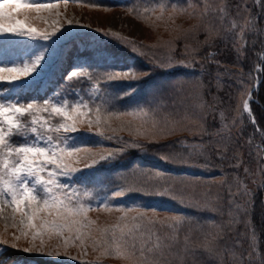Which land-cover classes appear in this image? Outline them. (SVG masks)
<instances>
[{
	"label": "snow or ice",
	"instance_id": "1",
	"mask_svg": "<svg viewBox=\"0 0 264 264\" xmlns=\"http://www.w3.org/2000/svg\"><path fill=\"white\" fill-rule=\"evenodd\" d=\"M60 2L67 7L69 2L82 0H0V87L7 86L3 87L6 95H0V219L5 222L0 246L52 258L53 264H66L56 259L61 256L76 260L69 249L88 246L99 253L96 264L103 258L120 264H264L260 247L264 199L259 201V230L254 220L257 195L264 192V127L259 126L264 110L259 118L253 111L252 73H247L245 81L243 72L249 48L255 50L259 44L264 50V0H205L199 12L197 4L179 7L174 0H149L142 10L129 8L138 19L171 24L176 32L172 40L163 42L168 49L164 58L150 51L152 45L133 43L131 51L152 70H183V74L154 85L128 105L120 101L136 89L115 95L108 85L139 82L150 71L71 63L70 70L61 71L56 89L39 94L49 70L63 68L64 54L61 45H49L29 55V45L53 42L66 30L53 26L51 31H38L17 17L26 12H51ZM82 6L107 9L96 2ZM183 15L197 23L190 29L181 28L175 20ZM220 44L231 48V67L239 68V73L228 71L229 66L217 59ZM232 80L248 85L237 88L242 109L239 104L233 108L231 92L226 102L220 96L224 88L236 87ZM85 81L92 85L89 95L84 94ZM29 90L37 94L23 95ZM224 103L227 107L221 110ZM226 112L236 113L231 124ZM120 132H127L131 139L125 140ZM185 132L194 136V143H165ZM257 133L260 143L253 151L251 141ZM93 136L116 146L101 144L94 151L88 143ZM178 144L184 148L177 149ZM133 152L151 153L164 163L205 172L218 168L219 174L173 177L157 167L130 164L119 172L118 182L105 184L104 172ZM249 179L255 187L246 183ZM99 193L103 195L96 199ZM132 194L167 198L181 208L209 212L220 220L170 212L143 202L123 203ZM91 211L119 215L112 224L98 225L89 219ZM9 222L15 229L11 236ZM80 264L87 262L81 260Z\"/></svg>",
	"mask_w": 264,
	"mask_h": 264
},
{
	"label": "rangeland",
	"instance_id": "2",
	"mask_svg": "<svg viewBox=\"0 0 264 264\" xmlns=\"http://www.w3.org/2000/svg\"><path fill=\"white\" fill-rule=\"evenodd\" d=\"M119 2L116 3L117 6L115 7H107L105 8H90V7H84L82 6L83 3L88 2H96L98 3V0H82V3L77 2H69L67 4V7H65V4L63 2L58 3V6L56 9H53L51 12H41V13H35V12H26L23 14H20L17 18L21 20L27 21V24L31 27H35L38 31H44L48 30L51 31L53 26L56 27H62V30H66L65 34L62 35L60 33L57 34V37L53 38V42H43V41H33L29 45V55L38 54L39 51L43 50L44 47L49 45H61V50L64 54V66L62 69H57L55 66L52 67V69L49 70L48 74L46 75L45 79L42 81L44 84V88L40 91V95H43L45 91H51L53 89H56L58 87L57 81L60 79L61 71L66 73L68 70H70L71 63H91L95 66H99L101 68H107L111 70H127L129 67L137 69L140 65V62L135 60L133 61L132 58L129 55H133L134 53L131 51V46L133 43L136 45H145V46H155L150 49L151 52H153L157 57L164 58L168 55V49L163 46L164 39L168 35H174L176 34L175 31H172V25L171 24H165L164 22H155L151 19H138L135 12L129 13V8L134 9H140L142 10L144 5L149 0H135V3H138V7L133 6V2L129 0H118ZM129 1V2H128ZM139 1H141L139 3ZM38 2H49V0H38ZM52 2H55V0H52ZM155 2L159 3L161 0H155ZM164 2H167V0H164ZM178 4L179 7H187L188 3H193L199 5V7L196 9L198 12L203 10V4L205 0H174ZM216 3L222 2V0H214ZM189 11H192V9H189ZM59 12V15L56 13ZM182 18L180 21L179 19ZM184 19V21H183ZM72 21V25L68 24V21ZM197 20L190 18L188 15L178 16L175 20V24L187 28L189 24H196ZM264 23V21H262ZM82 25V27H81ZM109 33L108 36L102 35V33ZM70 33V36L68 34ZM111 33H116L119 37H123V40H118L115 37L111 35ZM68 36V39L66 37ZM113 42V48L116 47L118 50H120V55L122 53V50L125 51L128 56L122 57L117 56V58H113L114 55H112L111 48L109 47L111 42ZM125 41L127 43H125ZM107 46V49H106ZM251 47L249 48L247 52V59L243 63V72H244V80H248L247 73L250 71L248 70V55L250 52ZM252 55V54H251ZM77 56H82L85 59H81L77 61L75 58ZM261 63L264 62V50H262V53L260 54ZM145 62V61H144ZM146 63V62H145ZM255 66L254 73H252V87L256 88V83L260 81L258 73L263 71V65ZM263 67V68H262ZM139 70V69H138ZM236 73L240 72L239 68H236ZM259 70V72H257ZM141 71V70H140ZM176 72V71H174ZM164 72L165 74L163 76H172L166 78L167 80L174 78L177 74H183V70L180 72ZM170 73H174L173 75H170ZM230 83L236 84V87L234 88H226L224 89L226 96V101L228 97V93L231 92L233 96L235 97L231 103L233 105V108H235L238 104L240 108L242 109V100L240 97V93L237 91V88L243 89L246 88L248 85L246 83H237V81L232 80ZM139 84V82H126V81H114L108 85V88L110 91L115 94L119 95L124 90H129L132 88V86ZM91 83H88L85 81L84 86V94L89 95V89L91 88ZM7 87V86H3ZM3 87H0V95H6V93L3 90ZM103 88L104 86L101 85ZM136 91L132 94L131 97H124L120 103L122 105H128L134 103V101L137 100V94L140 93L141 95L142 90H139L137 87H135ZM148 87H145L143 90L147 91ZM264 91V90H263ZM37 93L34 90L25 91L23 95H36ZM246 98V97H245ZM225 101V102H226ZM227 107V104L224 103L221 105V110ZM225 115L228 117L227 123H232V117L236 115L235 112H226ZM245 117L247 114H244ZM113 126H116V123H113ZM82 132H86V129H81ZM247 131L250 133L252 131L251 124H248ZM120 136L123 138L131 139V137L128 135L127 132H120ZM257 136H259V133H257ZM18 142L19 138H17ZM174 140H183L187 143H194L195 138L190 133H183L178 136L170 137L168 141H174ZM257 140L255 137L252 139V149L253 151L256 150V146H254V141ZM111 141L103 140L98 136H93L88 143L90 145H93V150H98L99 146L102 144L103 146H109ZM245 142H247V135L245 137ZM257 145V144H256ZM116 146V145H115ZM114 146V147H115ZM111 147V146H110ZM184 145L177 146V149H183ZM150 156V155H149ZM161 163V164H160ZM152 166V164L150 165ZM154 167L160 168L164 170L165 172L169 173L171 176H193V175H199V176H216L218 174H213L214 171L211 172H205L202 171L200 168L196 167H182V171L177 173L176 171H170L168 168H178L181 166H171L163 161L156 162L153 165ZM106 168H110V166H105ZM255 164H253V168L255 169ZM120 167H111L108 169V171L104 172L103 174V182L107 184L109 181H116L118 182V175L119 172L122 171ZM217 170V169H216ZM259 173L256 174L255 180L256 183L259 181ZM213 184L218 183V181H212ZM246 183L249 184L250 187H254L255 185L252 184L251 179L247 180ZM92 186H89L91 188ZM198 190H202V188H198ZM103 195V193H99L96 196V199H98L99 196ZM145 196V195H144ZM96 199H93L92 203L96 202ZM120 198H117L119 200ZM146 199H149L151 201H146ZM133 202H143L145 204L154 206V207H160L168 209L171 211H181L184 213H187L189 215L193 216H199V217H208L214 220L219 221L220 217L215 216L212 213L209 212H193L191 209L181 208L180 205L176 204L173 201L168 200L167 198H159V197H152V196H146V198H143L140 194H132L128 197L123 199V203L125 204H131ZM119 215V213L112 212V213H106L101 211H91L88 213V217L90 220L97 222L98 225H109L115 222L116 217ZM8 228V235L11 236L12 233L15 231V229L12 228L11 222L7 225ZM5 230V222L0 219V233H3ZM260 247L262 250H264V240L260 236ZM10 251L11 253H20L25 256H23L26 259H29V257H37L44 260H50L52 258L44 257V256H37L35 254H25L23 252H16L11 249H5L3 246H0V253L3 254L6 251ZM81 252H85L86 254L80 255ZM70 256L77 257L76 260H71L67 256H61L59 258H56L60 261H65L66 264H80L81 260H84L87 262V264H96L97 256L99 253L94 252L93 249L88 246L85 249H80L76 247H72L69 249ZM19 254V255H20ZM13 264H36L34 261H23V260H17ZM100 264H120V262L113 258H103L100 261Z\"/></svg>",
	"mask_w": 264,
	"mask_h": 264
},
{
	"label": "trees",
	"instance_id": "3",
	"mask_svg": "<svg viewBox=\"0 0 264 264\" xmlns=\"http://www.w3.org/2000/svg\"><path fill=\"white\" fill-rule=\"evenodd\" d=\"M129 1L133 2V5L131 7H133V6L138 7V3H135V0H129ZM118 2H119L118 0H98V3L103 4L107 7H115V6H117L116 3H118ZM140 2L141 1H139V3ZM233 2H237V0H233ZM146 4H149V1ZM179 20L181 21L182 18H180ZM183 21H184V19H183ZM193 25L194 24H192V25L189 24L187 28L185 27V29H190ZM181 28H183V27H181ZM175 36H176V34L168 35L166 37V39H164V41L165 42L170 41ZM199 39L203 40V36H200ZM193 42L194 41H190L189 43L191 44ZM113 44H114L113 42H111V44H109L110 45L109 47L111 48L110 50L112 51L111 53H112V55H114L113 58H117V57L119 58V56H122V57L128 56V54H126L124 50H122V53L120 55V50H118L116 47L113 48ZM180 47L181 48L183 47V43H181ZM106 49H107V46H106ZM216 50L218 52H220V55L217 56V59L223 61L226 65L229 66L227 70L232 71V72H236V70H235L236 67H231V65L234 62V55L231 51V48L230 47L225 48L223 44H220ZM261 53H262V49L260 48L259 44H257L255 50L250 49V52L248 55L247 65H248V70L251 73H254L255 66H260L262 64L261 58H259ZM115 56H117V57H115ZM129 56H131V57H128V58H132L133 61L137 60L140 62V65L138 66L137 69H139L141 71H150L151 72V75L149 77L145 78L142 81H139V84L132 86V88L137 87L139 90H142L143 94L141 95L140 93H138L136 96L137 97L136 101H138L140 98H142L144 96L146 91L143 89L145 87L151 88L156 84L167 81L166 78H168L169 75L163 76L165 74L164 72L159 71V70H152L151 67L147 63L144 62L143 58L137 54H133V55H129ZM262 65L264 67V62ZM180 71H182V70H180ZM174 73H176V72H174ZM174 73H170V75H173ZM258 75H259L261 82L258 86L257 92H254L251 107H252L253 111L257 114V117L259 118V114H260L261 110H264V91H263L264 90V68H263V71L261 73L260 72L258 73ZM169 77H172V76H169ZM204 80H205V82H207V80H208L207 75L204 76ZM224 89H226V88H224ZM224 89L220 92V96L223 97L224 100L226 101L227 94H225ZM124 91H126V90H124ZM136 101H134V102H136ZM259 126L264 127V120L259 122ZM255 138L257 140L254 141V146H257L260 143V136L256 135ZM124 139L128 140L127 138H124ZM170 142L171 141L165 142V143H170ZM109 146L114 147L115 145L111 143V144H109ZM155 161L159 162L161 160H159L157 157L153 156L151 153L133 152L131 155L126 156L123 160H119V161L115 162L116 165H114L112 167H120L123 170L126 169L130 164H143L146 167H154L153 165L155 164ZM151 164H152V166H150ZM166 164H168V163H166ZM168 165L174 166L173 164H168ZM225 168L229 172L232 171L231 169L227 168V165H225ZM168 170L176 171L177 173H179L183 169H182V167H178V168H170L169 167ZM215 173L219 174L218 168H217V170H214L213 174H215ZM260 180H261V177L259 178V181L257 182V184L260 183ZM142 196H143V198H146V196H144V195H142ZM261 199H264V192L258 193L257 204H256L255 212H254V220L256 222L258 230L260 229V219H261V217H260V205H259V201ZM146 201H151V200L146 199ZM260 236L264 240V233H261ZM19 254L18 253H16V254L11 253L9 250L3 254L0 253V264H13L17 260L34 261L36 264H53V262H50L48 260H44L41 258H37V257H29V259H26L23 257L25 255H23V254L19 255Z\"/></svg>",
	"mask_w": 264,
	"mask_h": 264
}]
</instances>
